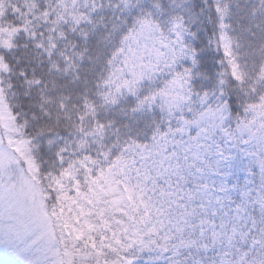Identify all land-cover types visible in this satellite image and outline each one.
Instances as JSON below:
<instances>
[{
  "label": "snow or ice",
  "instance_id": "1",
  "mask_svg": "<svg viewBox=\"0 0 264 264\" xmlns=\"http://www.w3.org/2000/svg\"><path fill=\"white\" fill-rule=\"evenodd\" d=\"M5 264H264V0H0Z\"/></svg>",
  "mask_w": 264,
  "mask_h": 264
},
{
  "label": "rangeland",
  "instance_id": "2",
  "mask_svg": "<svg viewBox=\"0 0 264 264\" xmlns=\"http://www.w3.org/2000/svg\"><path fill=\"white\" fill-rule=\"evenodd\" d=\"M5 256L2 254V253H0V264H5Z\"/></svg>",
  "mask_w": 264,
  "mask_h": 264
}]
</instances>
